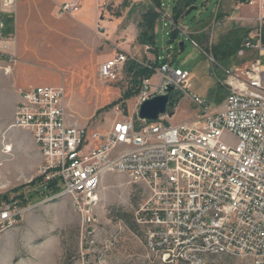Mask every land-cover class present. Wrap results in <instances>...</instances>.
Segmentation results:
<instances>
[{"label": "rangeland", "instance_id": "rangeland-1", "mask_svg": "<svg viewBox=\"0 0 264 264\" xmlns=\"http://www.w3.org/2000/svg\"><path fill=\"white\" fill-rule=\"evenodd\" d=\"M61 1L67 0H19L15 13L2 18L13 63L8 74L0 72V205L16 202L23 213L0 240V264H165L146 251L141 230L132 231L120 219L122 214L133 219L147 194L142 185L122 174H106L96 207L76 212L69 196L48 197L41 184H32L39 176L41 157L29 133L10 127L16 90L61 87L72 121L105 131L120 116L117 109L123 102L128 116L135 110V96L124 99L134 89L126 65L116 81L98 76L100 65L122 51L139 61L166 60L187 71L192 94L216 112L225 100L227 72L239 73L256 55L243 49L244 39L262 42L264 0L252 5L241 0H193L196 9L176 23L172 20L176 0H161L160 9H154L159 14L155 52L149 54L137 42L143 15L151 8L148 0H84L82 12L73 18L57 16ZM97 23L102 27L99 34ZM233 52V57L226 55ZM259 62L264 68V54ZM157 80L153 74L151 82ZM199 114L200 108L182 96L170 123L192 122ZM6 146H11L10 153H4ZM208 262L252 264L224 255L208 257Z\"/></svg>", "mask_w": 264, "mask_h": 264}, {"label": "built area", "instance_id": "built-area-1", "mask_svg": "<svg viewBox=\"0 0 264 264\" xmlns=\"http://www.w3.org/2000/svg\"><path fill=\"white\" fill-rule=\"evenodd\" d=\"M18 2L0 0L4 74L13 57L2 18L15 13ZM82 5L83 0L63 1L56 14L73 18ZM101 31L97 23L96 33ZM181 32L185 35L186 29ZM243 49L256 57L243 71L227 72L225 100L216 112L192 94L187 71L166 60L139 61L121 51L100 65L98 76L116 81L125 65L151 74L139 79L132 116H125L120 106L109 129L81 126L66 112L63 88L36 86L16 90L10 127L24 129L35 142L42 188L53 183L60 189L57 194L71 198L76 212L96 207L106 174H122L142 185L147 194L133 221L145 237L146 251L161 263L212 264L208 256H217L216 248H229L234 258L264 264V68L259 62L264 44L247 37ZM143 50L153 52L149 45ZM153 74L156 82H151ZM167 87L189 97L200 108L199 119L175 125L167 114L154 122L140 119L139 106L164 95ZM3 150L10 153L11 146ZM22 213L16 202L0 205V240L6 234L3 224L18 223ZM171 240H178V247H171Z\"/></svg>", "mask_w": 264, "mask_h": 264}, {"label": "trees", "instance_id": "trees-1", "mask_svg": "<svg viewBox=\"0 0 264 264\" xmlns=\"http://www.w3.org/2000/svg\"><path fill=\"white\" fill-rule=\"evenodd\" d=\"M148 2L151 4V8L143 15V20L140 25L141 32L137 38V42L140 46L144 45H149L152 49L153 52L154 50V25L156 20L159 17V14L154 11V9H160L161 7V0H148ZM193 0H176L175 6L173 7L172 13V20L176 23L180 18L184 17L185 14L187 13L188 9L192 6ZM175 30L171 32V35H173ZM246 39V38H245ZM244 39V41H245ZM243 41V43H244ZM240 41H237V46L239 45ZM262 43L264 44V33L262 36ZM241 44V43H240ZM226 55H230V57L235 56V53H228ZM228 57V56H227ZM127 71L128 73L131 74V80L132 83H134V89L131 88L130 92H128L124 99H128L131 96H135L138 92V84H139V79L141 77H148L151 74L143 70L141 67L137 65H129L127 66ZM133 85V84H132ZM116 103H113L112 105H109L108 107L114 106ZM41 177H38L35 179L32 184L34 183H39L41 184ZM60 192V189L56 188L53 183H50L46 185V189H42V194L51 197L55 194ZM34 194H38L37 191L34 192ZM120 219L127 225L129 229L132 231L136 230V225L131 217V215L128 214H122L120 215Z\"/></svg>", "mask_w": 264, "mask_h": 264}, {"label": "water", "instance_id": "water-1", "mask_svg": "<svg viewBox=\"0 0 264 264\" xmlns=\"http://www.w3.org/2000/svg\"><path fill=\"white\" fill-rule=\"evenodd\" d=\"M196 8L190 7L185 14L189 13ZM179 49L183 50V44H179ZM182 97L181 93L173 92L171 87H167L164 95L153 97L144 101L138 108V116L142 120L154 122L158 119L159 115L167 114L169 117L173 114V109L177 106L179 99ZM123 114L128 115L126 103L121 104Z\"/></svg>", "mask_w": 264, "mask_h": 264}, {"label": "bare ground", "instance_id": "bare-ground-1", "mask_svg": "<svg viewBox=\"0 0 264 264\" xmlns=\"http://www.w3.org/2000/svg\"><path fill=\"white\" fill-rule=\"evenodd\" d=\"M19 130H24V129H19ZM35 145V142H33ZM16 224V222H7L5 224H3V233H6L10 228H12L14 225ZM143 241H144V245H145V237L143 236ZM171 247H178V240H171ZM216 255H224V256H228V257H232L231 255H229V248H216ZM208 257H214V256H208ZM209 263V262H208Z\"/></svg>", "mask_w": 264, "mask_h": 264}, {"label": "crops", "instance_id": "crops-1", "mask_svg": "<svg viewBox=\"0 0 264 264\" xmlns=\"http://www.w3.org/2000/svg\"><path fill=\"white\" fill-rule=\"evenodd\" d=\"M84 1V0H83ZM235 1V0H234ZM62 2V1H61ZM255 3V2H254ZM253 3V4H254ZM57 4H59V3H57ZM83 6V5H82ZM230 8V6L229 7H223L222 8V10H224V12L225 11H227L228 9ZM221 9V8H220ZM81 10H82V8H81ZM80 10V12L79 13H81L82 11ZM55 11H56V9H55ZM78 13V14H79ZM254 13H255V15H258V12L257 11H255V9H254ZM78 14H77V16H78ZM256 17V16H255ZM254 20V19H253ZM145 46V45H144ZM142 48H143V46H142ZM245 52V51H244ZM249 52V51H248ZM246 53V52H245ZM252 54V53H251ZM152 56V55H151ZM237 56H239V57H242V56H244V54L243 53H238V55ZM255 56L256 55H253V57H254V59H255ZM147 60H150V59H148L147 58ZM253 62V61H252ZM252 62H249V64L247 65V66H245V67H243V68H241L240 70H239V72H241V71H243L244 69H246ZM16 100H17V97H16ZM112 122L113 121H111V123H110V126L108 127V129L111 127V124H112ZM81 126H83V125H81ZM94 129V128H93ZM31 141H32V139H31ZM32 146H33V148H36L35 147V145L33 144V142H32ZM39 153V152H38ZM39 156H40V154H39ZM41 157V156H40Z\"/></svg>", "mask_w": 264, "mask_h": 264}]
</instances>
